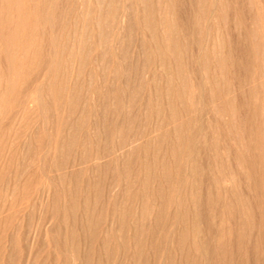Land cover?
Here are the masks:
<instances>
[{
    "label": "rangeland",
    "instance_id": "374dc122",
    "mask_svg": "<svg viewBox=\"0 0 264 264\" xmlns=\"http://www.w3.org/2000/svg\"><path fill=\"white\" fill-rule=\"evenodd\" d=\"M0 264H264V0H0Z\"/></svg>",
    "mask_w": 264,
    "mask_h": 264
},
{
    "label": "bare ground",
    "instance_id": "6f19581e",
    "mask_svg": "<svg viewBox=\"0 0 264 264\" xmlns=\"http://www.w3.org/2000/svg\"><path fill=\"white\" fill-rule=\"evenodd\" d=\"M168 45H169V47H167V48L170 49V44L168 43ZM168 45H167V46H168ZM172 45H173V44H172ZM123 143H124V142H123ZM123 143H122V144H123ZM123 146H124V145H123Z\"/></svg>",
    "mask_w": 264,
    "mask_h": 264
}]
</instances>
